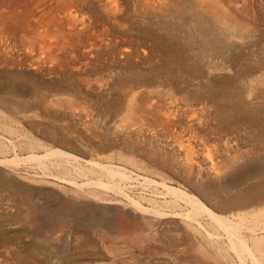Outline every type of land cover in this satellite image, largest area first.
<instances>
[{"label": "bare ground", "instance_id": "1", "mask_svg": "<svg viewBox=\"0 0 264 264\" xmlns=\"http://www.w3.org/2000/svg\"><path fill=\"white\" fill-rule=\"evenodd\" d=\"M0 1H3V2H1L2 4L0 3L1 4L0 9L4 8L5 7L4 5H6L7 6V10H8L7 11V14H9V15L12 16L11 17L12 19H10V20H8L9 18L7 20L5 19L6 21H4V22H2L0 24V30H2V34L4 33V34H7V35L12 36L14 32L18 31V29L20 28L18 22L20 20H22V21L24 20V17H25L24 15L26 13L29 15V17L35 18V22L36 23L39 22V25H41V26H38L37 25L38 26L37 29L34 27L32 29V31L36 32V30L42 29V30H40L42 33L41 34H36V35L32 36V40L30 38H28V39L31 40V43H30L31 47H34L35 46V47L40 48V50L42 51V53L39 52L38 51V48H37L38 53L41 54L40 55V58L43 55L44 56V59H45V60L42 59L43 57L41 59L40 58H37L36 63L37 62H40L41 60L44 63H45V61H48L51 64L54 63V65L52 64L53 66L56 65L57 68L59 67L58 69H56V68L54 69V67L51 66L55 71L59 70L60 68L67 67L68 68V71H74L75 74H77V75H83L85 73V71L89 70L86 66L89 63H91L92 60L99 59L100 56L101 57L104 56V58H106L107 55H106V52L105 51H107V47H110V45H112V44L115 43L114 42V39L112 38L113 36L112 37L110 36V34H111L110 32L114 29V24H115V15H116L115 13H116L117 8H118V4L116 3V0H107V1H104L103 0L104 3L102 2V0H95V4L94 5H93V1L92 0H7V3L4 2V0H0ZM26 1H28L27 2V5L28 4L31 5V6L28 5L29 7L27 6V8L25 7L28 12L25 11L26 12L25 14H24V12H22L23 15L22 14L20 15L19 12L18 13H15L16 10H14V9L17 8L16 6L18 4L20 5L21 2L24 4V2L26 3ZM260 1H259V3H261ZM159 2H160V0H159ZM242 2H243V0H242ZM225 3H228L229 4L228 1L225 2ZM232 3L229 4L228 6L229 7L231 6V8L234 9L232 7ZM249 3H251V1L250 2L248 1V4ZM142 4H143V2H142ZM175 4H177V2ZM175 4H173V5H175ZM254 4H255V2H254ZM178 5H176V6H178ZM184 5H186V4H184ZM156 6L158 8H160V9H164V7L166 8V5L164 3L162 4V2H161V5L159 3ZM156 6H155V8H156ZM204 6H206V5H204ZM21 7H23V6H21ZM254 7L255 6H253V8ZM262 7H264V6H262ZM58 8L61 9V14H58L55 17L54 16H51L48 19H43V20H40L39 21L38 15H39L40 12H41V15H42V12L43 13L44 12H47V13H50L51 12L52 13V10L53 9L56 10V11H59ZM179 8H181V7L179 6ZM224 8H226V7H224ZM248 8H250V7L248 6ZM183 9H185V7ZM169 10L171 11V9H169ZM252 10H249V11H252ZM1 11L3 12V10H1ZM22 11H24V10H22ZM53 12H55V11H53ZM0 14H1V12H0ZM151 14H153V13H151ZM105 15H108V17H109V25L111 26V28H109L108 26H106V23H104V22L101 21V18L103 16H105ZM232 15H234V14H232ZM2 16H3V14H2ZM6 16H8V15H6ZM260 16H262V15H260ZM188 17H190V16H188ZM203 17H205V16H203ZM176 18L178 19V17H176ZM182 18L180 20H182ZM122 19H124V18H122ZM174 19H173V21H174ZM197 19H195V20H197ZM258 19H259V17H258ZM184 21L185 20H183L182 22H184ZM199 21H196V22L198 23ZM252 21L254 22V20H252ZM23 22H25V24H26V18H25V21H23ZM30 22L31 23L33 22L34 23V20H32V19L30 20L29 19V21L27 23L30 24ZM175 22H173V23H175ZM177 22H178V20H177ZM213 22H215L216 25L223 26V27L226 26V23H227L226 20L223 17H220V16H217L216 20L213 21ZM152 23H151V25L149 23V25L152 26L154 24V23L153 24ZM185 23H186V21H185ZM244 23H245V21H244ZM263 23H264V21H263ZM159 24L161 25V23H159ZM192 24L194 25V23H192ZM192 24H188V25L191 26ZM169 25H171V24H169ZM227 25H228V23H227ZM185 26H187V25H185ZM199 26H202V25H199ZM261 26L263 27L264 25H261ZM145 27H147V26H145ZM174 27H175V24H174ZM245 27H247V26H245ZM158 28L156 27V29H158ZM169 28H167V29H169ZM25 29L23 28V30L25 31V35H27L26 32L31 31V29L28 30V31L25 30ZM186 29H185V31L183 33H186ZM194 29L196 30L197 28H194ZM122 30H123V28H122ZM159 30H160V28L158 29V31ZM181 30H183V29H181ZM193 30H191V31L193 32ZM195 30H194V32H195V35L197 36V34H196L197 30L196 31ZM154 32H155V30H154ZM176 32H178V31H176ZM192 32L189 33V34H192V36H193L194 33H192ZM162 33H163V31H162ZM167 33H169V32H167ZM173 33H175V32H173ZM210 34H211V32H210ZM0 35H1V33H0ZM19 35L21 36V33H19ZM22 36H24V34ZM180 36H181V34H180ZM194 36H193V38H195ZM12 37H14V36H12ZM27 37H30V36L28 35ZM4 38H5V35H4L3 39ZM47 38L49 40H46ZM149 38H150V36L148 37V39ZM181 38H182V41H183L184 40L183 39V36ZM7 39L8 38H6V40ZM15 39H17V37ZM20 39H18V40H20ZM186 39H190V38L187 37ZM9 40L10 41H13V40H11V38H9ZM18 40L15 43H17ZM135 40H136V38H135ZM237 40H238V38H237ZM22 41H23V39H22ZM124 41H125V39H124ZM190 41H191V39H190ZM197 41H198V39H197ZM199 41H202V40H199ZM203 41H207V39L206 40H203ZM209 41L210 40H208V42ZM172 42H174V41H172ZM195 42L196 41H194L193 43H195ZM263 42L264 41L262 39V43ZM23 43H25V41H23ZM27 43H29V42H27ZM262 43H259V44H262ZM4 44H5V41H4L3 44L0 43V68L5 66L1 61L3 59L5 60V58H8V57L12 56V55L7 56V50H9V46L7 47ZM11 44H12V42H11ZM20 44L21 43L19 41V44L18 45H20ZM127 44L128 43L124 44V46L125 45L126 46L125 47L122 46L123 48L117 47L118 50H119L118 51V55L120 57V60L121 59L122 60H126V63H127V60H129V59L130 60L133 59L135 61H140L142 59V61H144V59L145 60L146 59L148 60L151 57V51L152 50L149 51L147 49V50L138 51V52L141 53V54H138V52L134 48L127 47ZM174 44H175V42H174ZM200 44H202V43H200ZM206 44H207V42H206ZM27 45H29V44H27ZM27 45L25 47H27ZM142 45H144V44L142 43ZM182 45H184L183 42H182ZM199 45H196V46H199ZM233 45H235V44H233ZM263 45H264V43H263ZM11 46L13 47V45H11ZM132 46H135V45H132ZM180 46H181V43H180ZM201 46H199V48L198 47L197 48L195 47L197 49V51L195 50V53H194V51L192 53H194L197 56H200L201 57L204 54L203 51L206 48V46L205 47H201ZM14 47H15V45H14ZM188 47H191V45L188 46ZM212 47H214V46H212ZM219 47L222 48V46H219ZM249 47H251V46H249ZM27 48H29V47H27ZM185 48L188 49L187 47H185ZM223 48H226V46L223 47ZM223 48H222V50H223ZM22 49H24V48L22 47ZM143 49H146V48H143ZM249 49L250 48H248V50ZM32 50L33 49L31 48V51ZM56 50H59V51H64L65 50V51H64V53L62 52V54H58V52ZM108 50H110V49L108 48ZM191 50H192V48H191ZM259 50H261V49H259ZM18 51H20V49ZM54 51H56V52H54ZM8 52H10V51H8ZM20 52H23V51H20ZM27 52H29V50H27ZM212 52H210V54ZM223 52H224V50H223ZM38 53H36V54H38ZM113 53L116 54L117 52H113ZM162 53H163V56H164L165 61H166L167 64H171L178 71H182V72L185 71V70L183 71V69H184V62H181L180 60H178L177 57L174 54H170V53L168 54V53H166V49H165V51L162 50ZM248 53H249V51H248ZM36 54H34V55H36ZM253 54H255V53H253ZM31 55H32V53H31ZM215 55L216 54H214L212 56H215ZM220 55L221 54H219V57H215L214 62L212 61L213 63H209V61L212 60V59H210L208 62L206 61L207 62L206 64L204 63L205 66L201 69V76L200 77L197 76V75H192V76H194L195 78H198V79H201V78L204 79L205 78L206 81L209 83V81L212 80V79L209 78V76H217V75L220 76L221 74L228 73V72L232 71L233 68H232V70H230L228 68L230 66H226V64H227L226 63V60L224 58H221ZM241 55H242V52H241ZM108 56H110V54H108ZM228 56H229V54H228ZM25 58H27V57H25ZM157 58H158V56H157ZM209 58H210V56H209ZM11 59H13V57H11ZM154 59H155V57H154ZM231 59H233V58H231ZM245 59H247V58H245ZM19 60H21V59H19ZM19 60H17V61H19ZM28 60H30V58H28ZM106 60H107V58H106ZM155 60H157V59H155ZM200 60H202V59H200ZM96 61H97V65H99L98 64V60H96ZM149 61H151V60H149ZM251 61H253V60H251ZM31 62H32V60H31ZM48 62H46V63H48ZM67 62H68V65H67ZM106 62H108V61H106ZM159 62H161V61H159ZM200 62L201 61H199V63ZM242 62H243V60H242ZM12 63H13V61H12ZM12 63L9 62L10 65ZM246 63H247V61H246ZM7 64H8V62H7ZM82 64H84V66ZM238 64L239 63H237V65ZM261 64L260 63H258L257 65L254 64V66H252V67L249 66V64L248 65L246 64L247 66H249L248 69L247 70L242 69L239 73L238 72H234L233 75H232V78H235V77H237L240 74H243V75L249 77V79L247 80V82L249 84H254L255 83L257 85H262L264 83V72H262L259 76H257L258 74L255 75L256 78H254V80L250 79L251 77L253 78V75L256 73L257 69L258 68L260 69ZM21 65H23V64H19V67ZM34 65H32V66H34ZM100 65H101V63H100ZM133 65H134V63H133ZM136 65H137V63H136ZM153 65H154V62H153ZM234 65H236V64H234ZM40 66H41V63H40ZM163 66H164V64H163ZM163 66H161V67H163ZM5 67H7V66H5ZM51 67H49V69ZM84 67H86L87 69L84 68ZM94 67H96V66H94ZM111 67H113V66H110V69H111ZM128 67H126V68H128ZM20 68H18V69H20ZM33 68H35V67H33ZM33 68L31 67V70ZM41 68L43 69V66H41ZM52 68H51V70H53ZM139 68L140 67H138V69ZM261 68H263V67H261ZM22 69H23V67H22ZM27 69H28V67H27ZM95 69H97V68H95ZM113 69H114V67H113ZM234 69H237V68H234ZM65 70H66V68H65ZM98 70H99V68H98ZM134 70H132V71H134ZM165 70H166V68H165ZM43 71H42V73H43ZM46 71H49L48 68L46 69ZM60 71L62 72L63 70H59V72ZM26 72H28V71H26ZM57 72H55V74ZM59 72L57 74H59ZM95 72H96V70H95ZM128 72H130V71H128ZM128 72H127V74H128ZM145 72H146V70H145ZM34 73H36V72H34ZM159 73H160V71H158V73H156V74L154 73V75H151V78H149L147 76V79L146 80H145V77H144L145 74H144L143 76H140L136 80L137 82L135 84V87L131 88L130 94L126 98H123V99L120 100L121 102L123 101L122 102L123 105L120 104L121 107H122V109H123L122 110L123 113H122V115H120L121 117L119 116L120 117L119 120H117V121H115L113 123L114 130H115V131L114 130L113 131H114V134L117 135L116 136L117 142L115 140H108V141L105 140L104 141L105 142L104 143V146L102 144V146H103L102 149L101 148L100 149H95V151L101 150V151L104 152V151H108L107 149L118 148L119 152L117 153V157H116L117 160L119 162L122 161V162L126 163L129 167H131V169L133 171H126V169L119 168L120 166L119 167L113 166L112 165L113 159L111 157H104V156L101 157V156H99L100 154L99 155L94 154V157H95L94 160H91L89 162L88 161L87 162H84V164H87L88 166H90V168H88L87 170H85L86 168L83 169L80 165H78V162L82 161V159L78 158L77 156L69 155L65 151H62L61 149L59 150V149H51L50 148V149L45 150L44 154L43 155H40V156L34 154V152L32 151L33 143H30V142H28L27 144H25L21 148V151H25L26 152V154H27V156L25 155L26 157H24V156L23 157H19L18 156L19 153L17 155H14L13 156V154H14L13 153L12 154L13 158H11L10 160H7V158H8L7 157L5 160L0 161V164L1 165H4L5 167H7L9 169H13L14 168L13 170H15V167H17L19 165H24L25 166L28 163V165H30V166L37 167L42 172V175L43 176L49 175L50 178L52 177L55 180L58 179V181L61 180L62 182L65 181V183H67V182H66V179H64L63 176L65 175V172L68 171V170L65 171V169H66L65 166H71V172L73 171L75 173V175H74V177L69 176L70 179H68L67 181H68V184L69 185H72V186H74L76 188L75 189L76 191H74V192H71L70 191L73 195L84 194L85 196L92 197L95 200L101 201L102 203L104 201H107L108 203H111V202H109V199L110 198H109L107 192L113 193L114 195L117 196V198H119V197L120 198H124V200L127 201L128 205L133 210H135V212L138 214V218L137 219H134L133 221H136L137 220L139 226L137 225L138 228H136V229L134 228L135 230L133 231L132 235H130L131 236L130 239H129V237H124V235L123 236H120L119 234H117V232H115V230L112 229V227L109 226L110 229H108L107 231H105L106 232L105 234L107 235V236L106 235L105 236H106V238L109 241L107 243L108 245L106 244L107 245L106 248H108L109 250H111V253H113L114 255H119V254H122V253H125L126 252V254L127 253L131 254L133 259L136 258V255L134 254V252L135 251H137V252L139 251V253H140V252H142L144 250V248L147 249L149 247V244L151 242L155 241V238L159 235V233H158L159 231L158 230L161 229V228H163L165 226L167 230H166V233L163 234V235L165 237L166 236L169 237L171 240H174V243H170V241H169L168 242V245L170 244L171 245L170 248H172L173 251H174V256L176 258L175 260H177V259L180 260L179 257L182 256V255H185V256L186 255H190V256L194 257L196 260H202V261H204V260H214L215 257H225L230 262V264H264V174H262L263 173V169L260 170V171L257 169L255 171L256 173L255 172L252 173V169H254V168L252 167V164H249L248 163V161L247 162H244L243 161L244 164H242L240 166L241 168L240 167H237L235 165L236 163H238L240 161L238 159H240L241 157L244 156V154H246V151H242L239 148V144H241L240 143L241 141H239V143H238V139H240L237 136L238 135V132H237L236 136L235 135H232L230 132H227V131L222 136L221 135L220 136L216 135V133L217 132L219 133V130L224 127V125H225L224 123H225V121L229 117V114H228L229 113V110L230 111H233L235 109H238L240 107V105L241 106L243 105V107H244L245 106L244 105L245 102H247L246 100H249L250 101V97H253V96H255V97L258 98L259 97V94H261V93H259L258 95H254L253 94L254 92L253 93H248L247 95L245 94L246 95L245 97H241L240 96L241 97L240 98L238 96L237 97L234 96V94L233 95L224 96L225 95V92L224 91H220V90L214 89V90H207V91L203 92L202 94H200V96L202 95V99L204 100L203 102L199 101L201 103H198V101H196L193 104L191 102L189 103L188 100L186 101V100H183V99L176 101V100H174V98L172 96V94H173L172 93L173 92L172 91L173 90L172 84L169 83V81L168 82L166 81V83H165L162 80L163 78L160 77V74ZM72 74H73V72H72ZM75 74H74V76H75ZM186 74H187V72H186ZM10 75L12 76V74H10ZM60 75H62V74H60ZM67 75H69V74H67ZM121 75H123V74H121ZM34 76H35V74H34ZM46 76H47V73H46ZM50 76L51 75H49L46 78L48 79ZM104 76H106V75H104ZM125 76H127V75H125ZM176 76H178V75H176ZM30 77H33V76H30ZM107 77L110 78L111 76L108 74ZM52 78L53 77H51V81H52ZM100 78L101 77H99V78L95 77L94 82H91V81L88 82V83L85 82L86 84H82V85H85L84 87L82 86L83 89L80 87L81 89L79 91H77L76 93L74 92V91H76V89L74 91H72L70 89L71 92L69 91V89L66 90V92H65L64 91L65 89H64L62 91V93H63L62 95L64 97L63 98H60V99H58V98H55L54 99L53 98L54 96L51 97L54 100L52 99L53 102H51L50 105L54 109H57L58 111L59 110L64 111L62 108L66 109L68 112H71L72 113V117L73 118L74 117H78V115H76V113L86 112L90 106L92 107V105H95V104L98 103L97 102L95 104H92L93 103L92 101L90 103L89 102L90 100L88 101V99H89L88 98L89 97L88 95L89 94H95V95H102L103 94L104 95L105 88H104V85L101 82L102 81V78L101 79ZM22 79H23V77H22ZM165 79H167V78H165ZM168 79H169V77H168ZM89 80H90V78H89ZM125 80L127 81V79H125ZM229 80L230 79H228L226 81H229ZM212 81L214 82V80H212ZM218 81H219V79H218ZM218 81H217V83H218ZM21 82H23V81H21ZM106 83H108V82H106ZM106 83L104 82L105 85H106ZM66 84H68V83H66ZM74 84H76V82ZM200 84H202V83H200ZM184 85H186V84H184ZM195 85H197V84H195ZM114 86H115V84H114ZM71 87H72V85H71ZM62 88H63V86H62ZM203 88H205V86ZM212 89H213V87H212ZM237 89H239V88H237ZM7 90L8 89L5 88V87H3V86H1V88H0V119H2L4 121V123L0 126V128L1 127L2 128L4 127L5 130H8L9 132H11V130L12 131L14 130V129L11 128V125H14L15 124V125L20 126V123L17 122L15 120V118L17 119V118L20 117L21 119L25 120V119H28L29 118V115L38 116L39 115V111H40L39 105L41 103H39L40 100H35L33 98V97H35V93H32V96H31L30 94L23 93V91L22 92L21 91H18L15 88H11L8 91ZM50 92H51V90H50ZM108 92H106V93H108ZM256 92H258V91H256ZM217 93L220 96H218ZM36 94H37V92H36ZM222 94H223V98L221 97ZM251 94H253V95H251ZM112 95H113V93H112ZM43 97H47V96H44L43 95ZM220 97H221V100L223 99V100H226V102H229V104H230L229 106L231 108H226V110L223 111L222 110L223 109L222 106L220 107L219 104H218V102L220 100ZM118 99H120V98H118ZM187 99H189V97H187ZM91 100H93V99L91 98ZM251 100H253V98ZM98 101H99V97H98ZM79 106L81 107V109H80ZM102 106H103V108L102 107H97L96 105H95V107L94 106L92 108L90 107V110H88V111H90L89 114H92L93 111H94V113H95L94 115H96V117H98V118H100V117L103 118L106 115L109 116V114L114 115V116H111L110 115L111 116V117L109 116L110 118H115V116H117L118 113L121 114L120 112L115 113V109H116L115 106L116 105L115 106L112 105L115 108L114 107H111L110 104H103ZM118 108L119 107L117 106V109ZM263 109H264L263 102L261 104H259V102L257 104L248 103L247 106H246V108H245V110L240 114V119L238 118V120H236V123L237 124H241V127L243 125H245L244 127H246V130L249 129L248 132L245 133V134H248V137L250 138V140L253 141V146H251V149H253V150L255 149L254 145L256 146V143H262V144H264V120L263 119L261 120L259 118L260 117L259 116L260 111H262ZM57 110H56V112H57ZM210 111H212V112H210ZM52 112H54V110ZM261 114L263 115V113H261ZM65 115L68 116L69 114H66L65 113ZM82 115L84 116V114H82ZM69 116H71V115H69ZM89 116H92V115H89ZM72 117H70V118H72ZM79 117H81V116H79ZM37 118H39V117H37ZM92 118H95V117L92 116L91 119L88 118L89 119V122L87 121L88 126H86V127L92 128L94 126V124H97L98 121L99 122L101 121V120L96 121L95 120L96 118L95 119H92ZM76 119H78V118H76ZM116 119H117V117H116ZM76 121H78V120H76ZM77 123L79 124V122H77ZM101 123H104V122H100V124ZM66 124H68V122ZM100 124H98V125H100ZM81 125L82 124H80V126ZM102 125H104V124H102ZM226 125H228V124H226ZM70 127H71V125H70ZM77 128L79 129V127H77ZM107 128H109V127H107ZM111 128L113 129V127H111ZM9 129H11V130H9ZM99 129H100V127H99ZM230 129H231V127H230ZM82 130H83V128H82ZM97 130H98V128H97ZM228 131H230V130H228ZM44 133H46V132H44ZM92 133H94V132H92ZM86 136H88V135L86 134ZM86 136H85V138H86ZM241 136H243V135H241ZM49 137L52 139V141L56 145L62 146V145H60V143L63 141V138L62 137L59 138L57 133L56 134L53 133L52 136H49ZM94 137H96V136H94ZM244 137H243V139H244ZM248 137H247V139H248ZM0 138H2V136ZM97 140L99 141V139H97ZM8 142H10V141H8ZM63 143H64V141H63ZM17 144L18 143H16V145ZM97 144H99V143H97ZM89 146H92V145H89ZM199 146L203 147V149L207 152V154L205 153V156L202 155L203 154L202 152H201L202 154L200 155L199 154L200 151H198V150H197L198 151V154L196 153V155H194L195 152H197V151L194 152V149H197ZM13 147L14 146H12V151L15 149ZM99 147H100V145H99ZM17 148H18V146H17ZM249 150H248V152H249ZM181 152H183V153H181ZM2 157H3V155H2ZM181 157H182V159H181ZM177 160H178V163L175 164L174 161H177ZM103 161H106L105 162L106 164H104ZM118 161H117V163H118ZM47 163H49L51 167L50 166L47 167V165H46ZM174 165L177 167L176 170L178 171L177 173L179 175H182V176L186 177L187 180H189L188 178H190V177H192V179L194 178V180H196V183L195 184H196V186L197 185L199 186V189L201 190L200 193L205 197L207 203H209L210 208L207 205H205V203H203L197 196L188 193L183 188H181V187H177V188L176 187H172V185L170 186L167 183H165L164 176L162 175L161 172L164 171L165 169H166V172L172 171L173 170L172 168L175 167ZM256 168H258V167L256 166ZM51 170H54L55 172H52ZM55 173H56V175H55ZM43 176H42V178H43ZM49 176H46V177H49ZM89 176H91L92 178H90ZM241 176L248 177V178L250 176H252L254 178H258V180H260V181H256L255 180L256 181V184L252 185L248 189L243 187L242 190H239L238 191V189L239 188L241 189V187H242V186L239 187V185H241V184L238 183L242 179ZM19 178H20V176H19ZM76 178H78V179L79 178L80 179L81 178L82 179L83 178H85V179L87 178V180H85V182H81L80 181L81 183L78 184L77 181H76ZM154 179H158V180H160V182H157L158 180L156 181ZM247 180H250V179H247ZM247 182H249V181H247ZM245 183H246V180H245ZM237 184H239L238 185V187H239L238 189H237ZM248 184H246V185H248ZM51 185H53V184H51ZM136 185L139 186V187H142L143 189L145 188L146 190H151V193H152L151 195H154L155 196V195L158 194L157 196L160 195L161 197H165L166 202L165 201L163 202L164 203L163 204L164 207H161L162 205H160L158 203V201L156 200L157 198L154 197V196H152V198H145L144 195H143L145 192L142 194L143 196L139 193L140 195H137L139 197H137V198L133 197V191H134ZM94 188L103 191V193L96 194L92 190ZM69 189L71 190V188H69ZM158 189H160V191H158ZM196 191L197 190H195V192ZM66 192L67 191L65 190L64 193H66ZM149 194H150V192H149ZM84 195H83V197L85 199V196ZM21 196H22V194H21ZM116 196H115V198H116ZM29 200H28V202H29ZM31 201H32V198H31ZM141 201L148 202L150 206L148 208L143 207L142 204H141ZM116 202H118V201L116 200ZM113 203H115V202H113ZM30 205H28V206H30ZM111 205H112V203H111ZM33 206L34 205H32V207ZM117 206H119V205H117ZM252 206L255 209H253L252 211L249 212L250 213L249 216H246V214H245L246 217L245 216H242V215H237V214L236 215H233V216L218 215L214 211V210H217V211L223 213V212L228 211V210L245 209V208H251ZM25 207H26V205H25ZM236 212H237V210H236ZM20 213H21V211H20ZM128 213H130V212H128ZM113 214H115V213H113ZM230 215H232V214L230 213ZM32 216H33V212H32V209H30V207H29V208H27L25 210L24 217L27 218V219H30V218H32ZM127 216H128V218L131 217V215H128V214H127ZM135 217H137V216H135ZM61 219H62V217H61ZM31 221L33 222V220H31ZM52 223H54V222H52ZM50 225L52 227L53 224L50 223ZM134 227H136V226H134ZM164 231H165V229H164ZM49 235L50 234H48V236ZM102 235H101V239H102ZM46 236H47V233H46ZM159 236H162V234H160ZM169 238H167V240ZM62 239H63V237H62ZM163 241H164V243L166 245V242L167 241H165V239ZM159 242H157V243H159ZM164 243H163V245H164ZM153 246L154 245H152V247ZM184 246H186V247L183 249ZM106 248H105V250H107ZM158 248H163V247H160L159 246L156 249H158ZM163 249H166V248H163ZM169 250H171V249H169ZM29 254H31V253H29ZM16 255L18 256L19 254H16ZM137 255H138V253H137ZM168 259L171 260V258H169V257H168ZM22 260H25V259H22ZM31 260L32 259H30L29 261H31ZM20 261H21V258H20ZM25 261H23V262H25ZM140 261L144 262L143 260H140ZM13 264H14V262H13ZM134 264H138V262H137L136 259L134 260ZM197 264H199V263H197Z\"/></svg>", "mask_w": 264, "mask_h": 264}, {"label": "rangeland", "instance_id": "2", "mask_svg": "<svg viewBox=\"0 0 264 264\" xmlns=\"http://www.w3.org/2000/svg\"><path fill=\"white\" fill-rule=\"evenodd\" d=\"M92 1H93V5H94L95 4V0H92ZM104 1H107V0H104ZM104 1L102 0L103 3H104ZM224 1L225 2L228 1L229 4H231L233 2L232 3V7L234 9H232L231 6L229 7L228 6L229 4L225 3ZM246 1L247 0H243V2H242V0H232V1L231 0H182V1L181 0H173V1L172 0H160V2H159V0H116V3L118 4V8H117V11L115 13L116 15H115L114 29L110 32L111 34L109 33L111 37L113 36L112 38L114 39L115 43L110 45V47H107V51H105L106 55H107L106 56L107 60H106V58H104V56H102V57L100 56L99 59L92 60V62L89 63L90 65L88 64L86 66L89 70L85 71V73L83 75H77V74H75L74 71H68L67 67H65L66 70H65V68H60L59 70H63L62 72L61 71L59 72V70H57L59 72V74H57L58 72L55 71L54 69L55 68L58 69L59 67L57 68L56 65L53 66L54 63H52L53 64L52 65L48 61H45V63H44L42 60L40 62L36 63L37 58H40V55H41L40 53H38V51L41 52V53H42V51L38 47H35V46L31 47L30 43H31V40H32V36H34L36 34H41L42 32L40 30H42V29L36 30V32L32 31V29L34 27L37 29V27L41 26V25H39V22H37V23L35 22V18L29 17V15L25 12V11H27L26 8L29 5V4L27 5L28 1H26V3L24 2V4L21 2L20 5L22 4L21 6H23V7H21L18 4L16 6L17 8L14 9V10H16L15 13L19 12L20 15L21 14L23 15L22 12H24V14L26 13L24 15L25 17H24V20H23V21H25V18H26V24L22 20H20L18 22L20 28L18 29V31L14 32L16 35L14 33L12 35L15 38L17 37V39H15L14 37H12L10 35L4 34V33L2 34V30H0V33H1L0 38L2 37L1 38L2 40L0 39V43L3 44L4 41H5L4 45H6L7 47L9 46V50H7V56L12 55V56H10L8 58H5V60L3 59L1 61L7 67L4 66V67L0 68V74H1L0 75V88H1V86L7 88L8 90L11 89V88H15L18 91H21V92L23 91V93L30 94L31 96H32V93H35V97H33V98L35 100H40L39 103H41V104L43 103V104L39 105L40 111H39V115L38 116H32V115L28 114L29 118L25 119V120L21 119L20 117L17 118V119L15 118V120L20 123V126L15 125V124L11 125V128L14 129L13 131L11 129H9V130H11V132H9L8 130H5L4 127L3 128L1 127L2 129L0 128L1 129L0 130V137L2 136V138H0V159H1L0 161L5 160L7 157H8L7 160H10L11 158H13L14 155H17L18 153H19V155H18L19 157H23V156L26 157L27 156L26 152L25 151H21V148H22V146H24L25 144L30 142V143H33L32 151L34 152V154L40 156V155H43L45 150H47V149H50V148L51 149H59V150L61 149L62 151H65L69 155L77 156L78 158L82 159V161L78 162V165H80L83 169L86 168L85 170L90 168V166H88L87 164H84V162H87V161L89 162L91 160H94L95 159L94 154H97V155L100 154L99 156H101V157H103V156L104 157H111L113 159V161H112V165L113 166H116V167L120 166L119 168L126 169V171H133L131 169V167H129L126 163H124L122 161L119 162L117 160L116 157H117V153L119 152L118 148L107 149L108 151H104V152L101 151V150L95 151V149H100V148L102 149L103 146H104V143H105L104 141L105 140L106 141L115 140L117 142V138H116L117 135L114 134L115 130H114L113 123L115 121L119 120V118L121 117L120 115H122V113H123V111H122L123 109L121 107V105H123V103H122L123 101L121 102L120 100L123 99V98H126L130 94L131 88L135 87V84L137 82L136 80L140 76H143L144 74H145L144 77H145V80H146L147 76L149 78H151V75H154V73L156 74V73H158V71H160L159 74H160V77L163 78L162 80L165 83H166V81L167 82L169 81V83L172 84V88H173L172 96H173L174 100H176V101L183 99V100H186V101L188 100L189 103L191 102L193 104L196 101H198V103H201L204 100L202 99V95L200 96V94H202L203 92H205L207 90H214V89L220 90V91H224L225 92L224 96H228V95H233L234 94V96H236V97L237 96L238 97H240V96L241 97H245L248 93H253L254 92L253 93L254 95H258L259 93H261V94H259L258 98L255 97V96L250 97V101L251 102L249 100H246L247 102H245V104H244L245 106L244 107H243V105L242 106L240 105V107L238 109H235L233 111L229 110V113H228L229 117L225 121L224 127L221 128L219 130V133L217 132L216 135H218V136L221 135L222 136L227 131V132H230L232 135L236 136V134L238 132L237 136H238V138L241 139V140L238 139V143H239V141H241L240 142L241 144H239V148L242 151H246V154H244L243 157L238 159L240 161L238 163H236L235 165L237 167H240L242 164H244L243 161L244 162L248 161V163L252 164V167L254 168V169H252V173H254L257 169L259 171L263 169V173L262 174H264V165H263L264 164V144L256 143V146L254 145L255 149L254 150L251 149V146H253V141L250 140V138L248 137V134H245V133L248 132L249 129L246 130V127H244L245 125H243L241 127V124H237L236 123V120H238V118L240 119V114L245 110V108H246L248 103L257 104L259 102V104H261L263 102V104H264V83L262 85H257L255 83L254 84H249L247 82L249 77L245 76L243 74H240V75H238L235 78H232V75H233L234 72H238L239 73L242 69L247 70L249 66L252 67V66H254V64L257 65L258 63H260V64L262 63L261 66H260V69L258 68L259 70L257 69L256 73L253 75V78L251 77L250 79L254 80V78H256L255 75L258 74L257 76H259L262 72H264V70H263L264 69V58H263L264 57V52H263L264 51V49H263L264 48V45H263L264 42L262 43V39L264 41V36H263L264 35V29H263L264 26L263 27L261 26V25H264V23H263V21H264V7H262V6H264V3H263L264 0H261V1L260 0H248L249 2L251 1V3H249V4H248V1L247 2ZM259 1L262 4L259 3ZM1 2H3V1H0V3ZM4 2L7 3V0H4ZM142 2H143V4H142ZM161 2H162V4L164 3L166 5V8L164 7L165 10L164 9H160V8H158L156 6L159 3L161 5ZM176 2H177V4H175ZM178 2L179 3L181 2V3L179 4ZM254 2H255V4H254ZM1 4H0V6H1ZM173 4H175V5H173ZM184 4H186V5H184ZM176 5H178V6H176ZM204 5H206V6H204ZM4 6L6 7V8L4 7L6 10L4 8L0 9V12H1V14H0V24L2 22L6 21L8 18H9L8 20L12 19L11 18L12 16L7 14V11H8L7 10V6L6 5H4ZM29 6H31V5H29ZM155 6H156V8H155ZM179 6L181 8H179ZM183 6L185 7L186 10L183 9L184 8ZM248 6L250 8H248ZM253 6H255V7L253 8ZM224 7H226V8H224ZM169 9H171V11ZM1 10H3V12ZM22 10H24V11H22ZM58 10L59 11H56V10L53 9L52 13L51 12L50 13L44 12L45 14L47 13L46 15L43 12H42V15H41V12H40L39 15H38L39 21L43 20V19H48L51 16L55 17L56 15L61 14V9L58 8ZM249 10H252V11H249ZM53 11H55V12H53ZM151 13H153V14H151ZM2 14H3V16H2ZM232 14H234V15H232ZM6 15H8V16H6ZM260 15H262V16H260ZM188 16H190V17H188ZM203 16H205V17H203ZM217 16L223 17L226 20V22L228 23V25H227V23H226V26H224V27L216 25V23L213 22V21L216 20ZM176 17H178V19ZM258 17H259V19H258ZM122 18H124V19H122ZM181 18H182V20H180ZM29 19L30 20L31 19L34 20V23L30 22L31 25L29 23H27L29 21ZM173 19H174V21H173ZM195 19H197V20H195ZM177 20H178V22H177ZM183 20H185L186 23H185V21L182 22ZM252 20H254V22ZM101 21L106 23V26L111 28V26L109 25V17H108V15L103 16L101 18ZM196 21H199V22L197 23ZM244 21H245V23H244ZM158 22L161 23L162 26ZM173 22H175V23H173ZM149 23H150V25H151V23L153 25L150 26ZM192 23H194V25ZM169 24H171V25H169ZM174 24H175V27H174ZM188 24H192V25L190 26ZM144 25L147 26V27H145ZM185 25H187V26H185ZM199 25H202V26H199ZM245 26H247V27H245ZM156 27L157 28L159 27L161 31L160 30L158 31L159 28L156 29ZM193 27L197 28L196 29L197 30V32H196L197 36L195 35V32H194L195 29ZM23 28L24 29L26 28L25 30H27V31L31 29V31L26 32L27 35H25V31L23 30ZM122 28H123V30H122ZM167 28H169L170 30L167 29ZM180 28L183 29V30H181ZM185 29H186V33H183L185 31ZM154 30H155V32H154ZM191 30H193V32ZM37 31L38 32L40 31V32L38 33ZM162 31H163V33H162ZM176 31H178V32H176ZM167 32H169V33H167ZM173 32H175V33H173ZM191 32L194 33L193 36L195 35L194 36L195 38H193L192 34H189ZM210 32H211V34H210ZM19 33H21V36L24 34V36L21 37L19 35ZM180 34H181V36H180ZM4 35H5V38H4L5 40L3 39ZM28 35L30 37H27ZM149 36H150V38L148 39ZM182 36H183V39H184L183 41H182V38H181ZM187 37L190 38L191 41H190V39H186ZM6 38H8L7 39L8 41L6 40ZM9 38H11V40H13V41H10ZM28 38H30L31 40L28 39ZM135 38H136V40H135ZM237 38H238V40H237ZM18 39H20V40H18ZM22 39H23V41H25V43H23ZM124 39H125V41H124ZM197 39H198V41H197ZM206 39H207V41H203V40H206ZM17 40H18L17 43L19 44V41H20V43L22 45L21 44L18 45L17 43H15ZM46 40H49V39L47 38ZM199 40H202L203 42L199 41ZM208 40H210V41L208 42ZM172 41H174L175 44ZM181 41L183 42L184 45H182ZM194 41H196L197 43L196 42L193 43ZM11 42H12V44H11ZM27 42H29V43H27ZM179 42L181 43V46H180ZM206 42H207V44H206ZM26 43L29 44V45H27ZM123 43L124 44L128 43L127 47L134 48L137 52L138 51H142V50H147V49L149 51L152 50L151 51V57L148 60L144 59V61H142V59L140 61H135L133 59H131V60L129 59V60H127V63H126V60H122V59L120 60V57L118 55V51L119 50H118L117 47H119V48L125 47L126 45L124 46ZM142 43L144 45H142ZM200 43H202V44H200ZM259 43H262V44H259ZM233 44H235V45H233ZM11 45H13V47ZM14 45H15V47H14ZM26 45L29 48L25 47ZM132 45H135V46H132ZM190 45H191V47H188ZM196 45H199V46L202 45L201 47H205L206 46V48H207V49L205 48V50L203 51L204 54L201 57L197 56L196 54H194L195 50L197 51L196 48L197 47L199 48V46H196ZM218 45L222 46V48L226 46V48H223L224 52H223L222 48L219 47ZM212 46H214L215 48L212 47ZM249 46H251L252 48L249 47ZM22 47L24 49H22ZM185 47H187L188 49H186ZM31 48L33 49L32 51H31ZM37 48H38V51H37ZM108 48L110 50H108ZM143 48H146V49H143ZM191 48H192V50H191ZM248 48H250V49L248 50ZM19 49H20V51H23V52L18 51ZM165 49H166V53L174 54L177 57L178 60H180L181 62H184L183 71L185 70L184 71L185 73L182 72V71H178L174 66H172L171 64H167L166 63L165 58H164L163 53H162V50L165 51ZM259 49H261V50H259ZM27 50H29L30 53L27 52ZM8 51H10V52H8ZM56 51L58 52V54H62V52L64 53L65 50L64 51L56 50ZM56 51H54V52H56ZM193 51H194V53H192ZM248 51H249V53H248ZM113 52H117V53L115 54ZM210 52H212V53L210 54ZM241 52H242V55H241ZM252 52L255 53V54H253ZM31 53H32V55H31ZM36 53H38V54H36ZM34 54H36V55H34ZM108 54H110V56H108ZM111 54L112 55L114 54V55L112 56ZM138 54H141V53L138 52ZM214 54H216L217 56L216 55L212 56ZM219 54H221L220 55L221 58H224L226 60V63H227L226 66H230V67H228L230 70H232V68H233L232 71H230L228 73L221 74L220 76L219 75H217V76H209L210 79L214 80V82L211 80V81H209V83L206 81L205 78L204 79H202V78L198 79V78H195L194 76H192V75H197V76L200 77L201 76V69L205 66V64L210 59H212V60H210L209 63H213L214 60H215V57H219ZM228 54H229V56H228ZM153 56L157 60H155ZM157 56H158V58H157ZM209 56H210V58H209ZM11 57H13L14 60L11 59ZM25 57H27V58H25ZM244 57L247 58L248 60L245 59ZM28 58H30V60H28ZM41 58L44 59V56L42 55ZM199 58L202 59V60H200ZM231 58H233V59H231ZM19 59H21V60H19ZM17 60H19V61H17ZM31 60H32V62H31ZM96 60H98V64L99 65L101 63V65H100L101 67L99 65H97V61ZM149 60H151V61H149ZM242 60H243V62H242ZM251 60H253V61H251ZM12 61H13V63H12ZM106 61H108V62H106ZM159 61H161V62H159ZM199 61H201L200 62L201 64L199 63ZM246 61H247V63H246ZM7 62H8V64H7ZM9 62H11L12 64L10 65ZM46 62H48V63H46ZM153 62H154V65H153ZM40 63H41V66H43V69L41 68ZM133 63H134V65H133ZM136 63H137V65H136ZM237 63H239V64L237 65ZM19 64H23V65L20 66L21 68L19 67ZM43 64L44 65L46 64L45 65L46 67ZM163 64H164V66H163ZM234 64H236V65H234ZM246 64L247 65L249 64V66H247ZM32 65H34V66H32ZM67 65H68V62H67ZM82 65L84 66V64H82ZM26 66L28 67V69H27ZM51 66H53L54 69ZM94 66H96V67H94ZM110 66H113L114 69H113V67H111V69H110ZM161 66H163V67H161ZM22 67H23L24 70L22 69ZM31 67L32 68L35 67V68H33L31 70ZM49 67H51L53 70H51V68L49 69ZM86 67H84V68H86ZM126 67H128V68H126ZM138 67H140V68L142 67V68L138 69ZM261 67H263V68H261ZM18 68H20L21 70L18 69ZM47 68H48L49 71H46ZM95 68H97V69H95ZM98 68H99V70H98ZM165 68H166V70H165ZM234 68H237L238 70L239 69L240 70L238 71L237 69H234ZM95 70H96V72H95ZM132 70H134V71H132ZM145 70H146V72H145ZM26 71H28V72H26ZM42 71H43V73H42ZM128 71H130V72H128ZM34 72H36V73H34ZM55 72H57L56 74L60 78L55 74ZM72 72H73V74H72ZM127 72H128V74H127ZM186 72H187V74L188 73L189 74L187 75ZM46 73H47V76H46ZM10 74H12V76ZM34 74H35V76H34ZM60 74H62V75H60ZM67 74H69V75H67ZM74 74H75V76H74ZM103 74L106 75V76H104ZM108 74L111 76L110 78L107 77ZM121 74H123V75H121ZM49 75H51V76L47 79L46 77H48ZM125 75H127V76H125ZM176 75H178V76H176ZM30 76H33V77H30ZM163 76L165 78H167V79H165ZM22 77H23V79H22ZM51 77H53L52 81H51ZM95 77H97V78L101 77L102 78L101 82H102V84L104 85V88H105L104 95L103 94L102 95L89 94L88 95L89 99L88 98L87 99H88V101L90 100L89 101L90 103L92 101L93 102L92 104H95V103L98 102L97 104H95L97 107H102L103 108V106H102L103 104H110L111 107H114L116 105L115 106L116 107L115 113L120 112L121 114L118 113L117 116H115V118H110L111 116H114V115H111L109 113H108L109 116L111 115L110 117L106 115L105 117L102 116L103 118L96 117V115H94L95 114L94 111H93L92 114H89L90 111H88V110H90V107H91L89 105L90 107L88 108V110L86 112L76 113V115H78V117H74L75 118L74 119L72 117V113L68 112L66 109L62 108L64 111H61V110L58 111L57 109H54L50 105L51 102H53V100L55 98L60 99V98L64 97L62 95L63 94L62 91L64 89H65L64 90L65 92L68 89H69L70 92H71V90L74 91L76 89V91H74L76 93L81 88L83 89V87L85 85H82V84H86V83H88L90 81L94 82ZM168 77H169V79H168ZM89 78H90V80H89ZM125 79H127V81ZM218 79H219V81H218ZM225 79L226 80L230 79V80L226 81ZM21 81H23V82H21ZM217 81H218V83H217ZM75 82H76V84H74ZM104 82L105 83L108 82L109 84L106 83V85H105ZM66 83H68V84H66ZM200 83H202V84H200ZM114 84H115V86H114ZM184 84H186V85H184ZM195 84H197V85H195ZM71 85H72V87H71ZM62 86H63V88H62ZM204 86H205V88H203ZM212 87H213V89H212ZM237 88H239V89H237ZM50 90H51V92H50ZM256 91H258V92H256ZM36 92H37V94H36ZM106 92H108V93H106ZM112 93H113V95H112ZM253 94H251V95H253ZM43 95L47 96V97H43ZM112 96L114 98L115 97L116 98L114 99ZM218 96H220V95L218 94ZM51 97H53L54 99L51 98ZM98 97H99V101H98ZM187 97H189V99H187ZM221 97L223 98V94L221 95ZM221 97H220V100H219L218 104H219L220 107L222 106V108H223L222 110L225 111L226 108H231L229 106L230 105L229 102H226V100H223V99H222L223 100L222 101ZM91 98L93 100H91ZM118 98H120V99H118ZM252 98H253V100H251ZM199 101H201V102H199ZM95 105H92V107L93 106L95 107ZM112 105H114V106H112ZM117 106L119 107L118 109H117ZM80 109H81V107H80ZM53 110H54V112H52ZM56 110H57V112H56ZM210 112H212V111H210ZM65 113L69 114L71 116H69V115L67 116V115H65ZM261 113H263V115ZM82 114H84V116ZM88 114L92 115V116H94L96 118V119L95 118H92V119H95L96 121L101 120L100 122H104V123L100 124V122L98 121L97 124H94V126L92 128L86 127V126H88L87 121L89 122V119H91V117H92V116H89ZM79 116H81V117H79ZM259 116H260L259 118L261 120L262 119L264 120V117H263L264 116V109L262 111H260ZM37 117H39V118H37ZM70 117H72V118H70ZM116 117H117V119H116ZM76 118H78V119H76ZM76 120H78V121H76ZM65 122L66 123L68 122V124H66ZM77 122H79V124ZM3 123H4V121L2 119H0V126ZM80 124H82V125L80 126ZM98 124H100V125H98ZM102 124H104V125H102ZM226 124H228V125H226ZM70 125H71V127H70ZM76 126L79 127L80 130ZM106 126L109 127V128H107ZM99 127H100V129H99ZM111 127H113V129ZM230 127H231V129H230ZM82 128H83V130H82ZM97 128H98V130H97ZM228 130H230V131H228ZM44 132H46V133H44ZM92 132H94V133H92ZM53 133H55V134L57 133L59 138L60 137L63 138L64 143H63V141L60 143V145H62V146L56 145L52 141V139L49 137V136H52ZM86 134L88 136H86ZM98 135L99 136L101 135L100 136L101 138ZM241 135H243V136H241ZM85 136H86V138H85ZM94 136H96L97 138L94 137ZM243 137H244V139H243ZM247 137H248L249 140L247 139ZM97 139H99L100 142ZM8 141H10V142H8ZM16 143H18V144L16 145ZM97 143H99V144H97ZM102 144H103V146H102ZM11 145L14 146L13 148H15L13 151H12V146ZM89 145H92V146H89ZM99 145H100V147H99ZM17 146H18V148H17ZM200 147L201 146H199L197 149H194V152L198 150V151H200L199 152L200 155L203 153L202 155L205 156V153L207 154V152L203 149V147H201L202 149ZM248 150H249V152H248ZM198 151L195 152L194 155H196V153L198 154ZM181 153H183V152H181ZM12 154H13V156H12ZM2 155H3V157H2ZM181 159H182V157H181ZM117 161H118V163H117ZM105 162L106 161H103L104 164H106ZM174 163L177 164L178 160L174 161ZM46 165H47V167L50 166L49 163H47ZM256 166L258 168H256ZM65 168H66L65 171L66 170H68V171L65 172V175L63 177H64V179H66L67 183H65V181L62 182L61 180L58 181V179L55 180L52 177L50 178L49 175H46V176H49V177L43 176L42 172L37 167L30 166V165H28V163L25 166L24 165H19V166L15 167V170H13L14 168L13 169H9V168L5 167L4 165L0 164V264H13V262H14V264H18V263L19 264H24V263L25 264L26 263L27 264H134V260L135 259L137 260L138 264H155V263L156 264H158V263L159 264H167V263L168 264H197V263H199V264H213V263L214 264H224V263L225 264H230V262L225 257H215L214 260H204V261H202V260H196L194 257H192L190 255H186V256L182 255V256L179 257L180 260L179 259L175 260L176 258L174 256V251H173L172 248H170L171 245L170 244L168 245L169 241H170V243H174V240H171L169 237H167V236L165 237L163 235V234L166 233V230H167L165 226L158 230L159 231L158 232L159 235L162 234V236L158 235L155 238V241H153V242H151L149 244V247L147 249L144 248V250L142 252H140V253H139V251L138 252L137 251L134 252V254L136 255V258L133 259L132 255L129 254V253L126 254V252L122 253V254H119V255H114L113 253H111V250L106 248V246L108 245L107 243L109 241L106 238L107 235L105 234L106 233L105 231H107L108 229H110V227H112V229L115 230V232H117V234H119L120 236L124 235V237H129V239H130L131 238L130 235H132L133 231L136 228H138V226H139L137 220L133 221L134 219L138 218V214L135 212V210H133L128 205L127 201L124 200V198H120V197L117 198V196L114 195L111 192H107V193H108V196L110 198L109 202H111L112 205H111V203H108L107 201H104L103 202L104 204H103L101 201L95 200L94 198L89 197V196H85L84 194L73 195L71 192L76 191L75 190L76 188L74 186H72V185H69L67 180L70 179L69 176L74 177L75 173L73 171L71 172V166H65ZM176 168L177 167L175 166L174 168H172L173 169L172 171L166 172V169H165L164 171L161 172L162 175L164 176L165 183H167L170 186L172 185V187H176V188L177 187H181V188H183L188 193L197 196L203 203H205V205H207L210 208L209 203H207L205 197L200 193L201 190L199 189V186L198 185H197L198 187L196 186V184H195L196 180H194V178L192 179V177H190L191 179L188 178L189 180H187L186 177H184L182 175H179L177 173L178 171L176 170ZM51 171L55 172L54 170H51ZM55 175H56V173H55ZM19 176H20V178H19ZM42 176H43V178H42ZM89 177L92 178L91 176H89ZM241 177H242V179L238 182L241 185L237 184V189L239 187H241V186L242 187H241V189L239 188L238 191L242 190L243 187L248 189L252 185L256 184V181H260V180H258V178H254L252 176H250L249 178L248 177H244V176H241ZM247 179H250V180H247ZM85 180H87V178L86 179L85 178H83V179L82 178L81 179L80 178L79 179L76 178V181H77L78 184H80L81 182H85ZM154 180L157 181L158 179H154ZM245 180H246V183H245ZM247 181H249V182H247ZM157 182H160V180H158ZM51 184H53V185H51ZM246 184H248L249 186L246 185ZM238 185H239V187H238ZM69 188H71V190ZM141 188L142 187H139L137 185L135 186V189L133 191V197L137 198V197H139L137 195H140V194L142 195L144 192L146 193V194L145 193L143 194L145 198H152V196H154V195H151L152 194L151 190H146L145 188L144 189L143 188L141 189ZM65 190L67 191L66 193H64ZM92 190L96 194L103 193V191H101L99 189H96V188H94ZM195 190H197V191L195 192ZM158 191H160V189H158ZM149 192H150V194H149ZM21 194H22V196H21ZM83 195L85 196V199H84ZM157 195H155L154 197H156L157 198L156 200L158 201V203L160 205H162L161 207H164L163 206V204H164L163 202L164 201L166 202L165 197H161L160 195H159L160 196L159 197ZM115 196H116V198H115ZM31 198H32V201H31ZM28 200H29L30 203L28 202ZM116 200L118 202H116ZM113 202H115V203H113ZM141 204L145 208H148L150 206L149 203L146 202V201H141ZM25 205H26V207H25ZM28 205H30V206H28ZM32 205H34L33 206L34 208L32 207ZM117 205H119V206H117ZM29 207H30V209H32L33 216H32V218L27 219V218L24 217V213H25V210L27 208H29ZM253 209H255V208L252 206L251 208L228 210V211H225L223 213L219 212L217 210H214V211H215L216 214L224 215V216H226V215L227 216H233V215H236V214L237 215H242V216H245V214H246V216H249V214H250L249 212L252 211ZM236 210H237V212H236ZM20 211H21V213H20ZM128 212H130V213H128ZM113 213H115L116 215L113 214ZM230 213L232 215H230ZM127 214L131 215V217L128 218ZM135 216H137V217H135ZM61 217H62V219H61ZM29 220L30 221L33 220V222L32 221L30 222ZM52 222H54V223H52ZM50 223L53 224L52 227H51ZM134 226H136V227H134ZM164 229H165V231H164ZM46 233H47V236H48V234H50V235L47 237ZM101 235H102V239H101ZM62 237H63V239H62ZM163 238L165 239V241H167L166 245H165V243L163 241L164 240ZM167 238H169L170 240L169 239L167 240ZM157 242H159V243H157ZM163 243H164V245H163ZM152 245H154V246L152 247ZM159 246L163 247V248H166V249H163V248L156 249ZM185 247L186 246H184L183 249ZM105 248L107 250H105ZM168 248L171 249V250H169ZM29 253H31V254H29ZM137 253H138V255H137ZM16 254H19V255L17 256ZM168 257L171 258V260L168 259ZM20 258H21V261H20ZM22 259H25L26 261L22 260ZM30 259H32V260L29 261ZM140 260H143L144 262H142ZM23 261H25V262H23Z\"/></svg>", "mask_w": 264, "mask_h": 264}]
</instances>
